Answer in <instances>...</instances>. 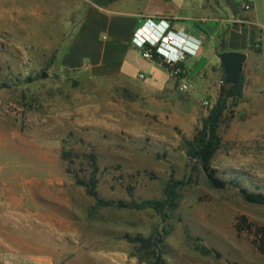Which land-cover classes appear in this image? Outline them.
Here are the masks:
<instances>
[{"label":"rangeland","instance_id":"374dc122","mask_svg":"<svg viewBox=\"0 0 264 264\" xmlns=\"http://www.w3.org/2000/svg\"><path fill=\"white\" fill-rule=\"evenodd\" d=\"M245 1L168 0L156 10L180 20L141 15L220 26L224 5ZM74 3L41 0L39 20L24 13L0 30L2 258L35 264L40 235L55 244L50 264H264V207L239 194L264 193V101L228 100L211 169L238 188L214 189L192 150L224 80L218 54L185 57L183 81L139 51L143 78L68 68L59 58L83 16ZM234 22L235 30L250 26ZM258 39L245 49L256 50ZM92 155L104 200L159 201L171 178L182 182L167 219L154 210L95 208L75 180L88 179Z\"/></svg>","mask_w":264,"mask_h":264},{"label":"crops","instance_id":"0c3cea01","mask_svg":"<svg viewBox=\"0 0 264 264\" xmlns=\"http://www.w3.org/2000/svg\"><path fill=\"white\" fill-rule=\"evenodd\" d=\"M92 1L74 0V5L83 16L78 22L75 33L66 41L59 60L68 68H86V71L97 77L134 78L137 75L144 77L141 64L143 60L135 54L138 50L132 44L134 32L143 25L141 13L168 15L175 20L181 18L175 17L171 12L156 10V7L168 3L167 1L120 0L104 8L95 5ZM244 3L251 5L249 12L242 10L243 3L236 7L225 4L228 17L220 21V26L203 25L205 19L192 23H185L183 20L172 24V29L178 32L180 41L186 44L192 54L186 56L187 60L195 59L197 56L204 57L208 52L212 53L214 58L224 52L245 53L247 59L242 70L243 98L264 101V0H246ZM5 4L8 5L6 8ZM130 4L134 6L132 10L122 9ZM141 5L143 9L139 8ZM24 13L32 15L33 21L37 14L39 20L41 0H0V30L4 27L2 23L5 20L17 23L22 20L21 16ZM234 18L248 20L254 25L235 30L231 26ZM20 27L24 30L26 26L22 24ZM32 28L35 29L34 23ZM257 36L259 37L257 50L245 49L248 41ZM211 41L214 42V47L209 51ZM222 42L227 49L221 52L217 48ZM217 63L221 67L220 62ZM41 226V219L38 218L36 227L41 229ZM46 248L49 252L48 257L44 254ZM51 248L54 252L55 244L39 235L38 249H35L38 253L33 255L34 263L50 264ZM4 251L6 250L3 241L0 240V264H16L2 258Z\"/></svg>","mask_w":264,"mask_h":264},{"label":"trees","instance_id":"16d2710c","mask_svg":"<svg viewBox=\"0 0 264 264\" xmlns=\"http://www.w3.org/2000/svg\"><path fill=\"white\" fill-rule=\"evenodd\" d=\"M120 0H93L92 2L99 7H107L108 5L118 2ZM168 1V0H167ZM254 37L250 39L253 42ZM220 51H226V45L224 42L220 44ZM257 50V49H256ZM153 61L163 65L171 74L172 70L180 69L185 70L183 62L178 63L174 68L168 66L164 63L159 55L156 53L153 48ZM180 78L185 77L184 74H179ZM243 87H244V76L241 75L240 81L233 86H227L222 83L220 87L219 97L209 113L208 118L205 120L202 129L198 132L197 136L194 138L192 155L198 160L201 168L207 176L209 184L217 190H223L228 186H233L238 188V185L235 182L223 181L214 176V172L211 169V162L214 158L215 153L217 152L220 145L219 137V127L223 121V114L227 109L228 100H238L243 97ZM70 153H64L63 159L68 160ZM91 161L93 164V171L89 174L88 179H79L75 176L76 184L85 189L86 194L95 201V208L101 207H114L118 209H128L136 211L144 210H154L160 218L164 221L168 217V210L174 208L176 205V200L178 199V192L183 186L182 182L174 181L173 178L168 182L164 192V199L162 200H143L137 202L132 200L130 202L124 201H113V200H104L100 198L97 192V172L98 168L96 167V159L92 155ZM239 194L242 199L252 205L264 207V193H252L247 189L240 188ZM262 236H264V228H259ZM260 249L264 251V238L261 239ZM160 243V240L156 245ZM144 247L150 248V245H145Z\"/></svg>","mask_w":264,"mask_h":264},{"label":"built area","instance_id":"2783aa9c","mask_svg":"<svg viewBox=\"0 0 264 264\" xmlns=\"http://www.w3.org/2000/svg\"><path fill=\"white\" fill-rule=\"evenodd\" d=\"M242 10L249 12L251 5L248 3L242 4ZM143 25L136 29L133 34L132 44L139 51L141 57L146 61L154 62L153 48L159 55L161 60L168 66L174 68L178 63L182 62L188 55H192L186 44L180 41L178 32L172 29V20L165 17H148L141 18ZM235 23L243 25H254L245 19H237ZM185 70L174 69L171 75L175 78H180L179 74H184ZM140 78H143L140 75ZM184 78V77H183ZM180 78V80H184ZM182 90H187V85L181 86Z\"/></svg>","mask_w":264,"mask_h":264},{"label":"water","instance_id":"95a60500","mask_svg":"<svg viewBox=\"0 0 264 264\" xmlns=\"http://www.w3.org/2000/svg\"><path fill=\"white\" fill-rule=\"evenodd\" d=\"M218 58L224 72L223 83L227 86L236 85L240 81L247 55L242 52H224Z\"/></svg>","mask_w":264,"mask_h":264}]
</instances>
